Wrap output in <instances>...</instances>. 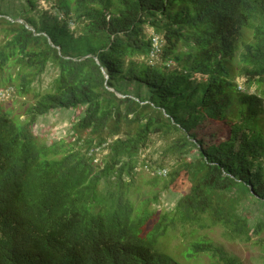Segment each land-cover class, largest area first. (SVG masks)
Here are the masks:
<instances>
[{
	"label": "trees",
	"instance_id": "1",
	"mask_svg": "<svg viewBox=\"0 0 264 264\" xmlns=\"http://www.w3.org/2000/svg\"><path fill=\"white\" fill-rule=\"evenodd\" d=\"M44 1L57 15H31L38 0L0 6V89L35 98L25 119L0 106V264H182L161 239L177 220L204 216L246 240L258 234L264 0ZM146 25L165 40L158 64L147 61ZM49 67V89H34ZM237 67L257 92L238 88ZM56 112L71 114L69 143L46 144L34 133ZM205 119L225 121L230 137L198 138ZM172 131L180 137L166 152L177 166L165 187L180 197L152 222L155 212L136 209L124 193V177L133 178L153 134ZM105 143L104 160L95 162L89 149ZM197 253L242 264L206 240L191 244L189 254Z\"/></svg>",
	"mask_w": 264,
	"mask_h": 264
},
{
	"label": "rangeland",
	"instance_id": "2",
	"mask_svg": "<svg viewBox=\"0 0 264 264\" xmlns=\"http://www.w3.org/2000/svg\"><path fill=\"white\" fill-rule=\"evenodd\" d=\"M13 1L14 0H0V6L1 4ZM51 7L50 2L38 0V10L36 9L33 11L31 15L36 16L37 13H45L46 11L52 15H57L58 12ZM11 9V11L14 12L13 8ZM19 20L22 21L21 19ZM75 27L76 25L71 23L70 28L74 29ZM153 32L152 27L148 25L145 26L147 38ZM0 38L4 40L5 33H2ZM143 58V56L136 57L137 60H143ZM149 59L147 60L148 62ZM161 59L162 57L159 56L158 58H153L152 62L149 63L158 64L161 62ZM170 64L173 66L175 65V63L172 62H170ZM237 69L238 67L234 70V78L238 88L241 90H248L249 92H257L255 84L248 88L244 76L240 75ZM55 77L56 70L49 67L46 73L41 77L39 83H35L34 89H39L42 92L48 90ZM196 77L201 79V75L199 74H197ZM130 89H135V85L132 84ZM34 99L32 92L25 97H21L15 93V90H12L11 95H7L5 99H0V106L3 109L13 110V114L16 113L20 115L27 104L33 102ZM262 116L260 125L264 127V114H262ZM20 119H25V115L21 114ZM70 121L71 114L63 116L58 112L49 114L37 122L34 127V133L46 144H51L53 141H58L60 139L69 143L71 138L66 127H69ZM228 127L229 125L225 121L205 119L200 122L194 131L197 133L198 138L204 139L206 143H220L230 137V129ZM83 136H86V132L83 133ZM178 137H180V134L175 131L166 135L153 134L147 145L142 147L137 157V167L144 159H148L155 165L167 168L170 172L173 167L177 166V159L176 156L167 153L166 148L176 141ZM109 141H111V139H109ZM91 149H89V151ZM107 152L108 150L105 147L97 154V158L101 161ZM261 161L264 165V156L261 158ZM124 178V193L131 200L136 209L140 208L139 210L142 211L147 208L151 212H155L151 220L152 222L157 221L162 213L173 209L178 197H180L178 193L165 187L169 176L167 178L155 177L152 173L141 169L135 171L132 179L130 176H125ZM130 180L133 181L131 184L129 183ZM100 187L105 189L104 183H101ZM155 195H157V199H155ZM161 240L167 252L173 255L182 264H218L219 255L215 256L213 253L189 254L191 244L197 240L211 242L214 246L223 249L229 256L236 257L242 264H264V226L258 234H253L250 240H246L243 237L235 235L232 230L224 224H213L209 218L204 216V219L200 222L182 223L177 220L175 225L169 229L168 233L163 236ZM262 240L263 242H261Z\"/></svg>",
	"mask_w": 264,
	"mask_h": 264
},
{
	"label": "built area",
	"instance_id": "3",
	"mask_svg": "<svg viewBox=\"0 0 264 264\" xmlns=\"http://www.w3.org/2000/svg\"><path fill=\"white\" fill-rule=\"evenodd\" d=\"M151 41H152V49L150 51V59L149 62H152L153 58H158L163 51L165 40L162 36L155 34L154 32L151 34ZM14 90L12 87L0 89V99H5L7 95H11L12 90ZM108 143L102 144L101 146L93 147L89 151V155L93 156L95 155V162H100V160L97 158V154L100 153L105 147H107ZM146 170L153 175H157L159 177H166L168 175V169L163 167H157L155 164H151L148 159H144L143 162L139 163V168Z\"/></svg>",
	"mask_w": 264,
	"mask_h": 264
},
{
	"label": "water",
	"instance_id": "4",
	"mask_svg": "<svg viewBox=\"0 0 264 264\" xmlns=\"http://www.w3.org/2000/svg\"><path fill=\"white\" fill-rule=\"evenodd\" d=\"M58 49H60V47H58ZM113 90V89H112ZM120 95V94H119ZM121 96V95H120Z\"/></svg>",
	"mask_w": 264,
	"mask_h": 264
},
{
	"label": "clouds",
	"instance_id": "5",
	"mask_svg": "<svg viewBox=\"0 0 264 264\" xmlns=\"http://www.w3.org/2000/svg\"><path fill=\"white\" fill-rule=\"evenodd\" d=\"M138 170H141V169H138Z\"/></svg>",
	"mask_w": 264,
	"mask_h": 264
}]
</instances>
